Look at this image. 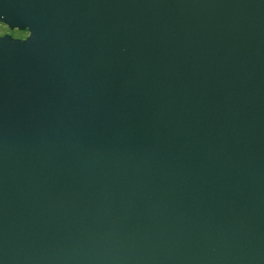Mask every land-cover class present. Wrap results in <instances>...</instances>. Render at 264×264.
<instances>
[{
	"label": "water",
	"instance_id": "water-1",
	"mask_svg": "<svg viewBox=\"0 0 264 264\" xmlns=\"http://www.w3.org/2000/svg\"><path fill=\"white\" fill-rule=\"evenodd\" d=\"M0 23V264H264V0Z\"/></svg>",
	"mask_w": 264,
	"mask_h": 264
},
{
	"label": "flooded vegetation",
	"instance_id": "flooded-vegetation-1",
	"mask_svg": "<svg viewBox=\"0 0 264 264\" xmlns=\"http://www.w3.org/2000/svg\"><path fill=\"white\" fill-rule=\"evenodd\" d=\"M4 25V24H3ZM6 26V25H5ZM8 26H6L7 28ZM11 30V29H10ZM12 32H14V34H16V36L14 34H12L11 32H4L3 34H0V36L5 35V34H10L12 35L14 38H19V39H26L29 35L28 31H20V30H11ZM23 33V36H20V34Z\"/></svg>",
	"mask_w": 264,
	"mask_h": 264
},
{
	"label": "rangeland",
	"instance_id": "rangeland-1",
	"mask_svg": "<svg viewBox=\"0 0 264 264\" xmlns=\"http://www.w3.org/2000/svg\"><path fill=\"white\" fill-rule=\"evenodd\" d=\"M11 32L12 34H14V32H12L9 27L6 28L5 25H3L2 23H0V34H3L4 32ZM16 36V34H14ZM20 36H23V33L20 34Z\"/></svg>",
	"mask_w": 264,
	"mask_h": 264
}]
</instances>
